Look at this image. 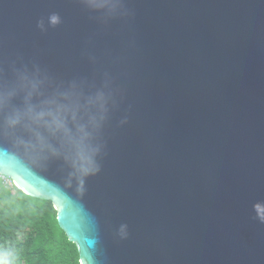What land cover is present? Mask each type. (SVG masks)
<instances>
[{
  "label": "water",
  "instance_id": "95a60500",
  "mask_svg": "<svg viewBox=\"0 0 264 264\" xmlns=\"http://www.w3.org/2000/svg\"><path fill=\"white\" fill-rule=\"evenodd\" d=\"M99 16L0 0L5 78L15 63L47 80L0 95V118L105 93L79 165L37 166L5 136L0 174L53 202L81 264H264V0H120Z\"/></svg>",
  "mask_w": 264,
  "mask_h": 264
},
{
  "label": "clouds",
  "instance_id": "9594fccd",
  "mask_svg": "<svg viewBox=\"0 0 264 264\" xmlns=\"http://www.w3.org/2000/svg\"><path fill=\"white\" fill-rule=\"evenodd\" d=\"M99 17L113 15L120 0H83ZM61 23V16L52 13L47 18L49 26ZM38 27L45 30V22ZM10 76L0 68V95L8 97L20 92L39 95L47 80L39 69L29 71L15 63L9 66ZM55 94V93H54ZM105 93H76L65 91L58 96L57 104L29 107L3 114L0 118V137H9L16 149L37 166L66 163L73 167L81 162L85 144L98 127V108ZM0 113H4L0 105Z\"/></svg>",
  "mask_w": 264,
  "mask_h": 264
},
{
  "label": "trees",
  "instance_id": "16d2710c",
  "mask_svg": "<svg viewBox=\"0 0 264 264\" xmlns=\"http://www.w3.org/2000/svg\"><path fill=\"white\" fill-rule=\"evenodd\" d=\"M0 264H81L78 246L59 226L53 202L1 177Z\"/></svg>",
  "mask_w": 264,
  "mask_h": 264
},
{
  "label": "built area",
  "instance_id": "2783aa9c",
  "mask_svg": "<svg viewBox=\"0 0 264 264\" xmlns=\"http://www.w3.org/2000/svg\"><path fill=\"white\" fill-rule=\"evenodd\" d=\"M0 177L4 180L5 183H8L7 180H9L8 184H13V181L7 178V176L0 174Z\"/></svg>",
  "mask_w": 264,
  "mask_h": 264
},
{
  "label": "rangeland",
  "instance_id": "374dc122",
  "mask_svg": "<svg viewBox=\"0 0 264 264\" xmlns=\"http://www.w3.org/2000/svg\"><path fill=\"white\" fill-rule=\"evenodd\" d=\"M7 180V179H6ZM7 182L9 183V180H7ZM14 183V185H16L17 186V183L16 182H13Z\"/></svg>",
  "mask_w": 264,
  "mask_h": 264
}]
</instances>
